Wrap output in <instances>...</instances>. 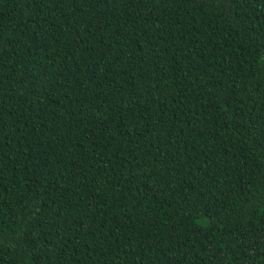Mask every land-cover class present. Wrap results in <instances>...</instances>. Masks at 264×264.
<instances>
[{
  "label": "trees",
  "instance_id": "1",
  "mask_svg": "<svg viewBox=\"0 0 264 264\" xmlns=\"http://www.w3.org/2000/svg\"><path fill=\"white\" fill-rule=\"evenodd\" d=\"M0 264H264V0H0Z\"/></svg>",
  "mask_w": 264,
  "mask_h": 264
}]
</instances>
